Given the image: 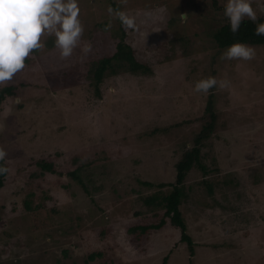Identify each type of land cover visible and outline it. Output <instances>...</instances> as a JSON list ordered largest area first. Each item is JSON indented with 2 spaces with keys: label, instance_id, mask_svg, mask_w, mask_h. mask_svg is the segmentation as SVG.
Here are the masks:
<instances>
[{
  "label": "rangeland",
  "instance_id": "374dc122",
  "mask_svg": "<svg viewBox=\"0 0 264 264\" xmlns=\"http://www.w3.org/2000/svg\"><path fill=\"white\" fill-rule=\"evenodd\" d=\"M224 2L80 0L84 40L95 39L92 52L77 49L60 60L46 38L47 47L4 84L26 86L0 104V147L8 153L0 264H87L93 252L101 256L88 264H162L166 257V264H264V46L251 45L249 61L220 59L224 50L213 35L226 19ZM258 3L253 8L264 20ZM109 5L135 16L138 30L110 17ZM122 40L150 72L106 77L98 101L81 76L84 65L112 56ZM210 74L218 81L213 93L194 91ZM209 96L217 126L201 154L211 170L207 179L217 184L209 192L201 171L192 169L180 206L195 254L169 224L136 248L129 229L163 216L141 198L170 192L159 185L173 183L174 165L200 132ZM48 154L63 175L29 178L38 174L32 161ZM74 170L90 195L66 175ZM29 188L34 204L43 205L41 227L23 206Z\"/></svg>",
  "mask_w": 264,
  "mask_h": 264
},
{
  "label": "trees",
  "instance_id": "16d2710c",
  "mask_svg": "<svg viewBox=\"0 0 264 264\" xmlns=\"http://www.w3.org/2000/svg\"><path fill=\"white\" fill-rule=\"evenodd\" d=\"M131 1V0H130ZM179 3V2H177ZM180 4V3H179ZM114 5V4H113ZM136 5V4H135ZM140 6H136L139 11L144 12L142 9H144L145 5H142V3H139ZM175 7H179L175 5ZM142 7V9H141ZM196 7V6H195ZM117 8V7H115ZM161 17V15H159ZM87 18V17H86ZM168 25L172 24V15L169 18ZM258 22H264V20L259 19L257 22H253L251 20H248L245 18V20L242 22L240 29L236 33H232L229 28V24L227 21V18L225 19L224 24L214 33V39L216 41V44L218 47L222 50H225L227 46L233 43H245L248 45L253 46H264V35H257L255 33V27L256 23ZM101 27H105L104 24L100 25ZM122 32H125L123 28H121ZM121 36V35H120ZM90 37V36H89ZM124 37V33H122L121 38ZM90 41L92 42V45L95 42L94 36H91ZM48 45H52V39L49 38ZM90 58V57H89ZM31 60L27 59L26 62L30 63ZM75 68L76 65H73ZM76 70V69H74ZM124 70L125 72H129L130 74H146L148 71L150 72V68L146 66V64L140 63L138 60H135L133 56L132 48L123 42L120 41L116 45V52L110 56V57H101L97 58L96 60L88 59L87 63L84 65L83 73L81 76L85 78V80L88 81V87L91 89V92L93 93L94 98L99 100L103 99V89L102 86L104 84L105 78L108 76L115 75L118 71ZM109 74V75H108ZM212 76L213 75H209ZM208 76V77H209ZM25 83H19V85H14L13 83H9L6 85L0 86V104L7 98L11 97L17 94V89L25 88ZM216 86V85H215ZM213 86L211 89V94L213 93V89L215 88ZM210 94V95H211ZM199 120V119H198ZM201 130L199 133L194 135L190 142L189 149H186L183 154L180 156V158L176 161L174 165L175 169V176L173 183H167V184H160L159 186L162 187H169L170 192L168 194H160L159 195H152V196H146L141 198L143 201V204L145 206H151L154 208H159L163 211V216L158 219L156 222L150 221V224H140L137 225L134 228H130L129 231L132 233H135V236H133L132 245H134L136 248L141 246V243L145 239V235L154 231H158L163 228L166 224H169L172 228L178 229L180 232V242L185 243L190 257H193L195 254V244L189 234L187 233V225L185 222V219L182 216V212L180 211V206L183 201H186L188 198V195L185 191L184 184L186 177L188 173L192 170H198L201 171L204 180L202 181V184L207 187L209 192L212 191V182L216 185V181H211V179H207V175L211 172L209 168L206 166V164L203 162V157L201 154V149L203 146H205V141H207L211 135L214 133L216 126H217V114L214 111V103H213V97L209 96L207 103L205 105L203 114L201 115ZM160 129L156 128V131H159ZM165 128L162 129L163 132H165ZM155 131V132H156ZM48 155H42L40 158L36 159L35 161H32V164H34L38 170L37 173H31L29 175V178L31 179H38L42 178L43 175L46 173L52 174V175H63V170L60 168L58 164H56L55 160H53ZM0 164L5 166L8 169V166L6 164V161H0ZM106 173V169L102 170L100 173L101 175H104ZM7 172L0 173V189L4 186V182L6 180ZM69 176L72 180L76 181L80 187L82 188L83 192L85 194L90 195L91 191L87 189V185L83 182L81 177L79 176V173L74 171H68L66 174ZM28 183V182H27ZM226 183H228L226 181ZM145 186H150V183L147 184L143 183ZM99 187H93V193L99 191ZM36 197L35 193L29 188L27 190V194L25 199L23 200V206L24 209L30 213L34 226L41 227L42 224L37 220V217L39 216L41 210L40 208L43 207L42 204H34L33 198ZM45 198H47L45 196ZM52 211H54V208H52ZM158 212L155 215L158 216ZM63 233V231H62ZM100 252H93L90 253L87 256L86 263L88 264L90 261H94L97 259V257H100ZM167 258V257H166ZM166 258H164L162 264H166ZM191 264V261H190Z\"/></svg>",
  "mask_w": 264,
  "mask_h": 264
},
{
  "label": "clouds",
  "instance_id": "9594fccd",
  "mask_svg": "<svg viewBox=\"0 0 264 264\" xmlns=\"http://www.w3.org/2000/svg\"><path fill=\"white\" fill-rule=\"evenodd\" d=\"M258 7L264 12V0H259ZM107 12L125 29L138 30L135 16L111 5ZM223 16L227 18L232 33L240 29L245 18L258 21L253 0H225ZM182 18L187 17L182 15ZM84 32L80 0H0V85L12 81L26 67L27 59L47 47L46 38L52 39V48L60 60L72 57L77 49L87 56L93 45L91 41L84 40ZM255 33L264 35V22L256 23ZM252 46L240 42L230 44L220 59L252 60L255 56ZM224 83L220 82V86ZM217 84L215 77L202 78L195 82L194 91L206 93ZM20 102V97H16L15 103ZM7 156L5 149L0 147V161ZM7 171L0 164V173Z\"/></svg>",
  "mask_w": 264,
  "mask_h": 264
}]
</instances>
